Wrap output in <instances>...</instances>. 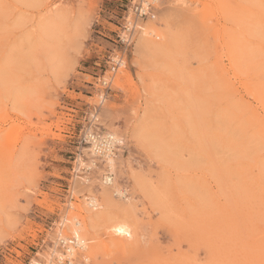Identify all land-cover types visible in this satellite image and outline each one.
Listing matches in <instances>:
<instances>
[{
	"label": "rangeland",
	"instance_id": "rangeland-1",
	"mask_svg": "<svg viewBox=\"0 0 264 264\" xmlns=\"http://www.w3.org/2000/svg\"><path fill=\"white\" fill-rule=\"evenodd\" d=\"M131 2L0 0V264H264V0H158L106 87Z\"/></svg>",
	"mask_w": 264,
	"mask_h": 264
},
{
	"label": "built area",
	"instance_id": "built-area-1",
	"mask_svg": "<svg viewBox=\"0 0 264 264\" xmlns=\"http://www.w3.org/2000/svg\"><path fill=\"white\" fill-rule=\"evenodd\" d=\"M157 1L158 0H132V5L129 7L131 12L125 17L123 29L121 30V33H119V38L124 44V51L112 57V66L110 71L112 72L113 76H111L109 80H102V83L106 84V87L112 86L114 75L121 66L126 64L127 54L128 52H131L135 37L137 33L144 27L142 26V23L146 21V19H152L156 17ZM131 13L133 15H131ZM154 35H156V33H154ZM103 96L104 94L102 95V98ZM86 138L91 143L92 148H95V153L99 155H105L108 152L112 154L116 143L118 142H112V139L108 136V133L101 135L95 131H89L86 134ZM113 178V174L110 173L109 175L105 176L104 181L110 184L113 182Z\"/></svg>",
	"mask_w": 264,
	"mask_h": 264
},
{
	"label": "bare ground",
	"instance_id": "bare-ground-1",
	"mask_svg": "<svg viewBox=\"0 0 264 264\" xmlns=\"http://www.w3.org/2000/svg\"><path fill=\"white\" fill-rule=\"evenodd\" d=\"M150 34L152 35L151 28L144 26L142 29V32L140 34L141 35V41L140 42L142 44H144L146 47H149V44L151 43V40H152L149 36ZM116 132H113V133L109 132L108 133V136L111 137L112 142L113 141H121V137ZM93 151L94 152L96 151L95 148L93 149ZM112 155L113 154H111L110 152L105 154V156L107 157V165H108L109 169L111 170V172L114 170V158L112 157ZM92 162L94 163L95 160H92ZM116 186H117L116 182H114L111 186H102L101 187L102 188L101 189L102 195L108 194L109 187L116 188ZM116 189H117V192L121 193L122 195L125 193V191L120 189V188H116ZM88 204L93 206L94 208H97L96 206H98L100 204V202L98 201V198L95 195H92L91 197H89ZM69 223H72V228H70V229L73 231L72 234L74 233V238H75V239L71 240L70 242H74V244L76 243V245H78V246H81V244H83V245L86 244L85 243L86 240L84 237V234L86 232V226L84 225L80 216L76 215V214H72V216L70 217ZM112 229L117 234H126L128 236H132L131 230L129 229V227L125 223L117 222V223L112 225ZM62 239L64 242H67L66 239H64V238H62ZM74 249H75V247L73 244L68 245V256L70 259V263H72V260L70 257L72 255H74ZM59 256L63 257V254L59 253Z\"/></svg>",
	"mask_w": 264,
	"mask_h": 264
}]
</instances>
